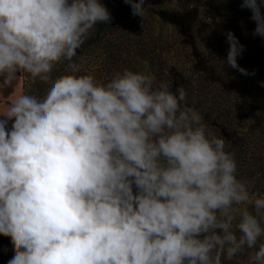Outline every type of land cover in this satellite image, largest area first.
I'll return each mask as SVG.
<instances>
[{
    "label": "clouds",
    "instance_id": "clouds-1",
    "mask_svg": "<svg viewBox=\"0 0 264 264\" xmlns=\"http://www.w3.org/2000/svg\"><path fill=\"white\" fill-rule=\"evenodd\" d=\"M124 2L144 16L145 0ZM241 8L264 37L261 3ZM110 20L100 0H0V90L22 76L50 84L0 115L8 264H222L256 248L264 195L237 178L225 140L184 104V86L176 95L127 69L107 83L76 75L77 50ZM226 36L227 65L248 75L237 63L244 46ZM64 60L68 74L53 80ZM247 264H264V243Z\"/></svg>",
    "mask_w": 264,
    "mask_h": 264
},
{
    "label": "trees",
    "instance_id": "trees-1",
    "mask_svg": "<svg viewBox=\"0 0 264 264\" xmlns=\"http://www.w3.org/2000/svg\"><path fill=\"white\" fill-rule=\"evenodd\" d=\"M100 2L111 20L97 23L77 50L71 61L79 66L76 75L107 83L127 69L150 76L154 88L166 84L176 95L184 86V104L202 116L206 134L225 140L237 178L252 185L250 192L264 195V37L253 35L256 23L251 10L241 8L243 0H145L143 17L134 16L124 0ZM258 3L264 15V2ZM228 32L244 46L237 63L248 75L227 65ZM68 63L54 67L53 80L68 74ZM49 87L21 78L22 93L43 98ZM259 243L264 237L231 261L222 257V264H247ZM13 255L10 237L0 235V264Z\"/></svg>",
    "mask_w": 264,
    "mask_h": 264
},
{
    "label": "rangeland",
    "instance_id": "rangeland-1",
    "mask_svg": "<svg viewBox=\"0 0 264 264\" xmlns=\"http://www.w3.org/2000/svg\"><path fill=\"white\" fill-rule=\"evenodd\" d=\"M19 94H22L21 79L15 83L13 88L0 90V115H3L6 105L11 103V101ZM2 118L3 117H0V119Z\"/></svg>",
    "mask_w": 264,
    "mask_h": 264
}]
</instances>
